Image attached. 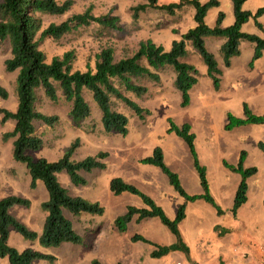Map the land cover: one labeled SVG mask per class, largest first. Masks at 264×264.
<instances>
[{"label": "rangeland", "instance_id": "rangeland-1", "mask_svg": "<svg viewBox=\"0 0 264 264\" xmlns=\"http://www.w3.org/2000/svg\"><path fill=\"white\" fill-rule=\"evenodd\" d=\"M59 1L62 2L64 0ZM177 1L179 0H159V3L168 4ZM206 1L208 0H202V2ZM146 2L147 0H75L72 8L65 15H44V27L52 22L59 23L72 14L82 12L92 6L95 15H108L110 13L118 16L121 30H107L94 25L85 26L65 34L57 40L45 39L40 43V48L44 51L47 61H51L54 56H62L66 51L74 50L76 55L73 63L74 68L83 71L87 69L88 64L94 67L95 56L102 47L112 46L115 49L116 58L120 59L123 56L132 55L137 49L139 42L144 39L152 38L156 42L167 44L174 35L184 33L194 23V9L190 5L184 6L183 9L175 14H169L161 9L149 8L145 12H140L138 17H134L133 7ZM220 2L219 8L213 7L207 13L205 21L210 26L216 24L217 14L220 10L225 13V18L222 22L223 27L233 24L235 20L232 0H220ZM262 6H264V0H247L243 8L255 13ZM262 16L258 19L264 23V15ZM242 30L259 34L253 17L243 24ZM220 43V39H211L209 46L213 51H217ZM254 50V43L247 40L241 41L240 53L233 57L232 63L240 75L243 74L245 67L248 69L251 67L252 72L250 74L255 76V81L252 78L243 81L240 85L241 91L237 95L242 97L245 103L250 104V109L253 112L264 115L259 113L260 109L258 108L263 107L264 104L256 94L258 88L264 89V81H256L264 79V58H261V60L256 59L252 63ZM192 53L190 59L195 61L193 63L198 68L199 84L203 83V89H206L208 85L213 87L212 78L207 73L204 61L201 58L195 60V57H197L195 55H201L199 53L195 54V52ZM10 56V47L6 43L0 48V84L7 90L8 96L6 98L0 96V109L15 112L18 107L16 90L18 71H7L5 61ZM199 64L201 66H198ZM140 82L149 87L145 95L138 97L128 91H125V94L144 108L150 110V114L145 115V121L140 120L129 106L113 97L114 110L123 112L129 116L128 118L131 121L128 125L127 135L120 134L118 138L113 137L112 141L107 139L106 131L104 130V132L100 128L102 124H100L101 110L94 99H92L91 93L85 92L86 99L92 109L91 115L83 120L80 125H76L70 115L71 105L63 98L61 90L58 91L59 99L55 101L48 98L43 89L38 90V98L35 102L36 109L46 115H55L59 119L54 125H48L42 121H34L36 132L42 138L43 144L37 150H29V155L34 159L47 158L55 161L60 159L76 141H78V145L72 155V160L74 161L83 160L88 156H96L99 152H107L108 155L105 168L96 169L91 173H83L89 180L86 184H74L66 170H62L57 175L60 183L68 189L71 195L81 196L92 202L98 201L105 208L103 215L82 214L75 217L72 214H67V216L72 218L75 229L85 236L87 245L63 243L58 247H46L41 245L38 239H26L14 228L10 229L8 242L12 247L18 250L32 248L42 253L51 254L56 258L55 261L37 260L34 264H92L95 259L105 264H175L179 260L187 264H204L190 261L189 256L180 251H172L163 258L154 259L151 257L152 245L131 240L134 234L141 233L151 241H164V238H159L162 235L160 231L161 225L164 224H160L159 229L157 227L158 224L156 226L158 220L156 218L132 222L126 232L118 231L114 225V220L124 213L130 204L144 206L142 198L136 194L131 192L112 193L109 189V183L115 177L125 179L124 181L133 184L140 191L151 197L155 196L159 203L156 202L159 205L162 204L161 206L170 218L176 215L181 204L176 207L177 201L172 197L176 196L184 199L171 186L169 181H166L168 180L167 175L159 166L142 162V159L153 154L154 149L150 155L146 156L144 153L147 151V146L137 144L138 139L144 142L149 138L151 141L157 142L156 147L163 148L166 145L169 152L168 155L174 165H179L180 162L189 160V156L184 154V156H181V160L178 158V150L182 152L183 147L188 148L179 135L156 129L157 132L154 128L156 124V127H159L160 123L162 125L166 123L168 117H173L179 111L178 109L182 108L180 104L176 103L178 93L172 85V72L168 69L163 70L162 80L158 82L145 78L141 79ZM206 99L202 102L201 99L198 100L197 97H194V108L200 109L203 107V112L201 113L199 110V113L194 116L193 125L196 124L199 118L208 119L205 116L206 112H208L211 119L218 126L212 135V143L215 144L213 151H217L221 158H224L223 161L236 165L241 151L245 150L247 154L244 166L257 168L256 174L247 179V185H249L247 201L240 207L237 214H234L231 208L237 190L234 189L236 173L234 174L223 162L215 164L208 160L204 155L207 139H202V145L199 147L201 162L204 166H207L208 181H210L209 185L212 187V190L210 188L211 193L224 210L223 215L221 214L222 217L219 218L220 221L223 220V224L217 220L221 223V226L219 230H216V233L219 234L220 239H227L229 245L237 239L241 241L243 248L245 246L249 248L252 244H261L264 247V152L258 146L259 141H264V123L246 124L227 130L225 129L227 114L231 112L236 116H240V114L243 116V112L236 114L234 112L235 109L231 108L232 110H228L226 114L223 106L224 100H214L213 97ZM231 101L232 99H227L228 104L234 105L235 103ZM224 114L226 115L223 116ZM183 115L190 118V113H185L184 111ZM3 117L4 114L0 111V198L16 195L29 199L31 201L29 207L15 205L11 207L10 213L30 230L40 234L46 217L42 203L48 199V191L42 180L37 182L36 187H32L31 176L26 164L14 159V138L6 140L4 139V134L14 129L16 121L14 119L4 120ZM137 123H141V125ZM142 125V129L137 130ZM202 128V121L198 120V130L201 131L203 130ZM149 132V137L142 138L139 136ZM177 144L180 145L179 148ZM164 159L169 168L172 169L174 165L170 163L168 157H165V154ZM224 170L227 173L226 187L223 183L218 182L219 171ZM180 180L187 193L190 194V191L193 192L195 190L191 184L185 185L181 178ZM162 187L172 189L171 191L168 190L170 192L168 197L172 194L170 201L168 198L159 196L164 195ZM215 210L214 206L204 199L199 198L188 202L186 217L180 224V231L186 243L195 244V239H197L198 235H201L204 242L200 240L199 245H205L208 248L209 243L207 241L212 239V236L207 225L214 219ZM222 228L227 229L228 232L220 234ZM238 245L242 249L240 243ZM204 250L205 247H202V251ZM236 255L239 258V255ZM223 258H219L220 264L224 263ZM250 258V253L244 250L242 262L251 264ZM0 264L10 263L8 258L0 256Z\"/></svg>", "mask_w": 264, "mask_h": 264}, {"label": "trees", "instance_id": "trees-1", "mask_svg": "<svg viewBox=\"0 0 264 264\" xmlns=\"http://www.w3.org/2000/svg\"><path fill=\"white\" fill-rule=\"evenodd\" d=\"M247 0H232L235 20L233 24L223 27L222 22L225 13L219 11L214 26L206 23L205 19L209 9L219 7L220 0H179L168 4H161L159 0H147L133 7V16L138 17L140 12L149 8L161 9L169 14L190 5L194 9L195 24L190 27L180 39L173 41L169 50L148 38L139 42L138 49L130 56L116 58L115 49L112 46L102 47L96 54L95 65L88 64L86 70L74 68L76 58L75 51L69 50L62 56H54L47 61L40 43L45 39H60L65 34L71 33L85 26H99L103 29L121 30L120 18L108 13L95 15L93 7L72 14L67 19L56 23L52 22L44 27V15L62 16L70 11L75 0H0V48L6 43L10 47V57L6 59L7 71H18L16 79L18 107L15 112L0 109L4 120L14 119L15 127L4 134V139L14 138V159L26 164L30 176L31 186L36 187L42 180L48 191V199L42 203L46 212L42 232L30 230L24 223L10 213L11 207L21 205L29 207L31 201L16 195L0 198V256L6 257L10 264H34L37 260L55 261L51 254L42 253L32 248L18 250L9 242L10 229L14 228L24 238L38 239L40 244L46 247H58L63 243L75 245H87L84 235H81L74 227L73 221L67 216L72 214L78 217L82 214L103 215L105 208L100 202H92L81 196H73L58 180V173L66 170L71 181L76 184H86L87 181L80 175V171L90 172L95 168H105L101 158L107 153H99L97 156H88L80 161L72 160L74 150L78 145L76 141L72 147L58 160L51 161L47 158L34 159L28 154L29 150H37L43 140L36 132L34 121H42L48 125H54L58 121L55 115H46L36 109L35 102L40 89L51 100H58V91L61 90L63 98L70 103V115L76 125L91 115V106L86 99L85 92L91 93L102 112V123L106 132H118L122 135L128 133L129 118L123 112L114 110L112 98L123 101L137 115L143 117L150 114V110L141 106L138 102L126 96L125 91L132 92L142 97L148 92L147 86L140 82L148 78L156 82L160 81L157 70L164 66H171L175 73V86L182 94L181 106L190 104V89L198 82V69L188 62L182 61L186 57L187 41L200 53L207 66L208 75L212 78L216 89L220 87L221 71L218 62L212 52L206 46L207 37H220L224 39L221 46L224 64L230 66L231 58L240 53L241 41L247 40L254 43L255 50L253 60L264 54V25L258 18L264 15V6L259 7L255 13L243 8ZM255 19V25L262 35L248 33L242 30L244 23L250 18ZM143 61H146L145 64ZM39 90V91H38ZM0 96L6 98L7 90L0 84ZM243 116H236L231 112L227 114L225 129L231 130L246 124L264 123V115L257 114L244 102ZM168 132H175L188 145L194 168L196 169L203 192L191 195L182 186L179 175L172 171L165 163L161 147L154 148L151 156L142 159L143 163L159 166L167 175L171 186L184 197L185 201L178 207L174 218H170L163 207L154 198L140 191L136 186L124 181L121 177L113 178L109 183L110 191L114 194L131 192L140 196L146 207L129 205L124 214L119 215L114 224L120 232H125L128 224L135 215L139 219L156 217L175 235L176 242L170 245H158L136 233L131 237L133 242H144L155 247L151 257L161 258L172 251H180L188 254L190 249L184 241L180 224L186 217V207L189 201L204 199L214 206L218 215L224 213L222 207L216 202L210 191L206 167L201 163L195 146L196 135L191 131V125L184 123L177 125L172 118L168 119ZM259 148L264 152V141L258 142ZM246 151L242 150L236 165L223 161L231 171L241 175L235 199L231 211L237 214L240 207L247 201L249 185L247 179L256 174V167H245ZM216 230L220 226L215 227ZM227 229L222 228L220 234H226ZM92 264H104L95 259ZM121 264V263H118Z\"/></svg>", "mask_w": 264, "mask_h": 264}, {"label": "crops", "instance_id": "crops-1", "mask_svg": "<svg viewBox=\"0 0 264 264\" xmlns=\"http://www.w3.org/2000/svg\"><path fill=\"white\" fill-rule=\"evenodd\" d=\"M219 8V7H218ZM261 17H263V16H260L259 17V19L261 18ZM258 19V20H259ZM260 21V20H259ZM261 22V21H260ZM262 23V22H261ZM195 24V21H194V23H193V25ZM263 25H264V23H262ZM192 25V26H193ZM191 26V27H192ZM256 26V25H255ZM257 27V26H256ZM189 29V28H188ZM187 29V30H188ZM258 29V28H257ZM259 30V29H258ZM186 32V31H185ZM183 33V32H182ZM182 33H180V35H174L172 38H171V40H170V42L169 43H167V44H164V43H159V42H156V41H154L152 38H150V39H152L155 43H157V44H159V45H162V46H164V48L166 49V50H169L170 48H171V46H172V43H173V41L174 40H176V39H180L181 38V35H182ZM178 34V33H177ZM184 34V33H183ZM257 34V33H256ZM259 34L260 35H262V33H260V30H259ZM258 34V35H259ZM220 39L221 40V43H220V45H219V48H218V50L217 51H213L211 48H210V46H209V42L211 41V39ZM148 39V38H147ZM144 40H146V39H144ZM205 42H206V46H207V48L209 49V51L210 52H212L213 54H214V56H215V58H216V60H217V62H218V67H219V69H220V71H221V75H220V78H221V81H220V87L218 88V89H216L215 88V86H214V83H213V80H212V85H213V87H210L209 85L207 86V88L206 89H203V87H202V84L203 83H201V84H199V82H197L191 89H190V91H189V93H190V98H191V101H190V104L188 105V106H186V107H182L181 106V102H182V94H181V92L176 88V86H175V79H176V73H175V71H174V69L171 67V66H169V65H167V66H164L163 68H161V69H159V70H157V73L159 74V76H160V80H162V71L163 70H170L171 72H172V85H173V87L176 89V92L178 93V100L176 101V103L177 104H180V106L182 107V108H180V109H178L179 111L178 112H176V114L175 115H173V117H168L167 118V122L166 123H164L163 125H162V123H160V125H159V127H156V125L154 126V128H155V130L157 129V130H162V131H165L166 133H168V128H169V122H168V119L169 118H172L173 120H174V122L176 123V124H178V125H182V124H184V123H188V124H190L191 125V131L192 132H194L195 133V135H196V138H195V146H196V149H197V152H198V155H199V159H200V161H202V158H201V153L199 152V147H201V145H202V139L203 138H206L207 139V142H206V152L204 153V155L207 157V159L208 160H210L212 163H215V164H218V163H222L223 162V159L224 158H221V156L218 154V152L217 151H213V146L215 145V144H213L212 143V135H213V132H214V130L218 127V126H216V124H215V122L211 119V117H210V114L208 113V112H206V114H205V116L206 117H208V119H205V120H203V119H201V118H199L198 120H201L202 121V125H203V130H201V131H199L198 130V120H197V122H196V124L195 125H193L194 124V121H193V118H194V116H196L198 113H199V110H200V112L202 113L203 111H202V108H200V109H196V108H194V97H197V99L198 100H202V102H204L205 100H207L206 98H208V99H211V97H213V99L214 100H216V99H222V100H224V109H225V111H226V114H227V112H228V110H232L231 108H234L235 109V111L234 112H236V114H238V113H242L243 112V104H244V100H243V98L242 97H239L238 95H237V93L239 92V91H241V87H240V85H241V83L243 82V81H245L246 79H250V78H252L254 81H255V76H252L251 74H250V72H252V70L249 68H244V70H243V74H239L236 70H237V68H235L234 67V64L232 63V61H233V57L231 58V63H230V66H226L225 64H224V60H223V55H222V53H221V46H222V44H223V42H224V39L223 38H220V37H207L206 39H205ZM138 47H139V45H138ZM138 47H137V49H138ZM136 49V50H137ZM135 50V51H136ZM134 51V52H135ZM187 51H188V53H187V55H186V57H184V58H182V61H185V62H188V63H190V64H193L195 67H196V65L193 63V62H195L194 60L193 61H191V59H190V55H191V53L192 52H195V54L196 53H199L195 48H194V46L192 45V43L190 42V41H187ZM133 52V53H134ZM216 53H217V56H216ZM218 53H220V54H218ZM193 54V53H192ZM194 54V55H195ZM200 54V53H199ZM126 56H130V55H126ZM126 56H123V57H126ZM195 56H197V57H195V60L196 59H202L203 60V58H202V56H199V55H195ZM261 58H264V54L260 57V58H258L259 60H261ZM258 61V60H257ZM145 64H147V62L146 61H143ZM205 63V62H204ZM206 65V64H205ZM198 66H201L200 64L198 65ZM207 67V66H206ZM197 68V67H196ZM198 69V68H197ZM245 70H249V71H245ZM254 72V71H253ZM207 73H208V71H207ZM255 73V72H254ZM224 78V79H223ZM145 79H148V78H145ZM154 81V80H153ZM256 81H258V82H262V81H264V79L263 80H256ZM156 82V81H155ZM145 85V84H144ZM146 86V85H145ZM236 87H238V88H236ZM148 88V90H149V87H147ZM179 91V92H178ZM256 94H257V96L259 97V98H261V102L264 104V89L263 88H261V89H257L256 90ZM227 99H232V101L231 102H234L235 104L234 105H232V104H228L227 103ZM230 102V103H231ZM250 105V104H249ZM258 109H260L259 110V113H263L264 114V106L263 107H260V108H258ZM185 111V113H190V118L188 117V116H185V115H183V112ZM136 113V112H135ZM226 114H224L223 116H225ZM137 115V114H136ZM242 114H240V116H241ZM92 117V116H91ZM129 117V116H128ZM137 117L138 118H140V120H144L145 121V116H143V117H140L139 115H137ZM102 112H101V116H100V120H101V122H100V124L102 123ZM130 118H129V123H130ZM129 123H128V125H129ZM138 125H141V123H137ZM142 127H143V125L141 126V127H138L137 128V130H141L142 129ZM100 128H102L103 129V131L105 130L104 129V126H103V123L100 125ZM156 130V131H157ZM89 131H91V130H89ZM81 132H82V130H81ZM105 132V131H104ZM158 132V131H157ZM169 133H172V134H174L175 132H169ZM89 134H91V133H89ZM105 134H107V136H108V138L107 139H109L110 141H112L113 140V137H116V138H118V136L120 135V133H118V132H109L108 131V133H106L105 132ZM150 134V132L149 133H144V134H140L139 136H141L142 138H144V137H149L148 135ZM171 135V134H170ZM91 136L92 137H94L95 139H97L94 135H92L91 134ZM186 143V142H185ZM137 144H139V145H143V146H147V151L144 153V155H150V153L152 152V150L156 147V145H157V142H155L154 140H150L149 138H147L144 142H143V140H141V139H138L137 140ZM187 144V143H186ZM125 145V144H124ZM177 146H178V148H179V146L180 145H178L177 144ZM188 146V145H187ZM164 149V150H163ZM162 150H163V153H164V151H165V157H168L169 159H170V163L172 164V165H174L173 164V162L171 161V158H170V156L168 155L169 154V152L167 151V148H166V145H164V147L162 148ZM99 153H101V152H99ZM98 153V154H99ZM105 153H107V152H105ZM97 154V155H98ZM178 154H179V160H181V156H184V155H186V156H189V160H185V161H182V162H180L179 163V165L177 164H175L174 165V167H172V171H175V172H177L178 174H179V176H180V178L184 181V184L185 185H188V184H191L194 188H195V190L193 191V192H191L190 191V194H200V193H202L203 192V190H202V187H201V185H200V179H199V175H198V173H197V171H196V169L194 168V165H193V160H192V157H191V154H190V151H189V148H185V147H183V150H182V152H181V150H178ZM184 154V155H183ZM96 155V156H97ZM107 155H108V153H107ZM167 155V156H166ZM106 158H107V156L105 157V158H101V159H98V160H100L102 163H105L106 162ZM165 160V159H164ZM166 163V162H165ZM202 163V162H201ZM203 164V163H202ZM204 165V164H203ZM169 167V166H168ZM206 168H207V166H205ZM96 169H99V168H95V169H93L92 171H90V172H86V171H80L79 173H80V175L81 176H83V178L87 181V183L89 182V180L83 175V173H91V172H93L94 170H96ZM100 170V169H99ZM234 174L236 173V172H233ZM207 176H208V180H209V175L207 174ZM168 178V177H167ZM236 184H235V187H234V189L236 190L237 189V187H238V184H239V182L241 181V175L239 174V173H236ZM125 180V179H124ZM167 182L169 181V180H166ZM163 182V181H162ZM218 182L219 183H223V185L226 187V184H227V173H226V171L224 170V171H219V175H218ZM158 183H161V182H158ZM170 183V182H169ZM193 183V184H192ZM209 184H210V181H209ZM208 184V185H209ZM221 186V185H220ZM210 188H211V190H212V187H211V185H210ZM110 189V188H109ZM162 190H164V195H159L161 198H168V200L170 201L171 200V195L172 194H170V196L168 197V195H169V191L168 190H172L171 188H166L165 189V187H162ZM210 190V191H211ZM249 190V189H248ZM249 194V193H248ZM154 197V199H155V201H157L158 202V200H157V198H155V196H152V198ZM173 199H175L176 201H177V203H176V207H177V205H179L180 203H183V201H184V199L182 198V197H172ZM159 203V202H158ZM130 205H133V204H130ZM162 205V204H161ZM187 205H188V203H187ZM134 206H136V205H134ZM137 207H146V205L144 204V206L143 205H141V206H137ZM127 210V209H126ZM216 212V215H214V219L210 222V223H208V225H207V227H209V232H210V234H211V236H212V239H209L208 241H207V243H209V245H208V248H206V246L205 245H203V246H200L199 245V241L201 240V241H203L204 242V240L201 238V235H198L197 236V239H195V241H196V243L195 244H191V243H187V245L189 246V249H190V251H189V253L187 254L188 256H189V259H190V261H193V262H200V263H204V264H220L219 263V258L220 257H224L223 258V261H224V263H222V264H246V263H243L242 262V258H243V251L244 250H246V251H248L249 253H250V255H251V258H250V263L251 264H264V247L261 245V244H259V245H250L249 246V248L247 247V246H245V248H243V246L241 245V241H239V240H237L236 239V241L234 242V243H232V244H228V240L227 239H220V236H219V234H217L216 232V226H221L220 224L222 223L223 224V220L222 221H220L219 220V218L220 217H222V215H218V213H217V210H215ZM126 212V211H125ZM124 212V213H125ZM124 213H122V214H124ZM187 213H188V209H187ZM85 214H87V213H85ZM121 214V215H122ZM92 215V214H91ZM94 216H96V215H94ZM71 220H72V218L70 217V216H68ZM175 217V216H174ZM173 217V218H174ZM152 218H156V217H152ZM148 219H150V218H143V219H139L138 218V216L137 215H135L134 217H133V219L131 220V222L128 224V228H129V225L132 223V222H135V221H142V220H148ZM156 219H158V218H156ZM220 221L221 223H219L218 221ZM73 221V220H72ZM152 221V220H151ZM147 222V221H146ZM155 223V222H154ZM73 224H74V222H73ZM157 224H158V226H157ZM160 224H163L161 221H160V219H158L157 220V223H156V226L160 229ZM115 225V224H114ZM162 227H161V232H162V235L159 237V238H164V241H152V242H154V243H156V244H158V245H170V244H172V243H174V242H176V237H175V235L166 227V226H164V225H161ZM116 227V226H115ZM128 228H127V230H128ZM117 229V228H116ZM118 230V229H117ZM126 230V231H127ZM119 231V230H118ZM125 231V232H126ZM139 234H141V233H139ZM143 235V234H142ZM145 236V235H144ZM146 238H147V236H145ZM149 239V238H148ZM206 239V238H205ZM185 241V240H184ZM158 242V243H157ZM137 243H141V241H138ZM240 243V245H241V247H242V249H240L239 248V244ZM202 247H205V250L204 251H202ZM155 249V247L153 246V250ZM229 249H230V252H229ZM234 252V253H233ZM230 254H231V256H230ZM236 254H238L239 255V258H237V255ZM228 256H230V257H228ZM163 258V257H162ZM154 259H160V258H154ZM102 262V261H101ZM103 263V262H102ZM105 264V263H104Z\"/></svg>", "mask_w": 264, "mask_h": 264}, {"label": "built area", "instance_id": "built-area-1", "mask_svg": "<svg viewBox=\"0 0 264 264\" xmlns=\"http://www.w3.org/2000/svg\"><path fill=\"white\" fill-rule=\"evenodd\" d=\"M175 264H187V263H186V262H183V261H181V260H179V261H176Z\"/></svg>", "mask_w": 264, "mask_h": 264}]
</instances>
